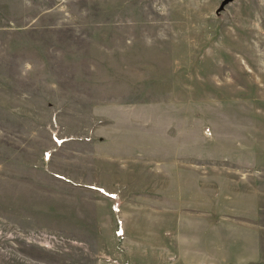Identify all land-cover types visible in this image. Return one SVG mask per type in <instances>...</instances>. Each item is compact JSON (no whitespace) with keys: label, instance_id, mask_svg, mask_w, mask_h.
Here are the masks:
<instances>
[{"label":"rangeland","instance_id":"374dc122","mask_svg":"<svg viewBox=\"0 0 264 264\" xmlns=\"http://www.w3.org/2000/svg\"><path fill=\"white\" fill-rule=\"evenodd\" d=\"M0 0V264H264V0Z\"/></svg>","mask_w":264,"mask_h":264},{"label":"water","instance_id":"95a60500","mask_svg":"<svg viewBox=\"0 0 264 264\" xmlns=\"http://www.w3.org/2000/svg\"><path fill=\"white\" fill-rule=\"evenodd\" d=\"M231 0H221L220 4L218 6V10H221L225 4H227L228 2H230Z\"/></svg>","mask_w":264,"mask_h":264}]
</instances>
